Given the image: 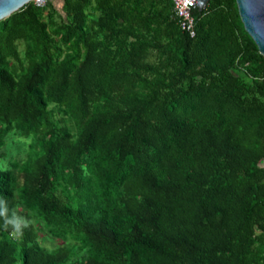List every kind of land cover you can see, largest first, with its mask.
<instances>
[{"label":"trees","instance_id":"obj_1","mask_svg":"<svg viewBox=\"0 0 264 264\" xmlns=\"http://www.w3.org/2000/svg\"><path fill=\"white\" fill-rule=\"evenodd\" d=\"M58 1L0 21V197L31 221L0 264H264V57L234 0L192 37L169 0Z\"/></svg>","mask_w":264,"mask_h":264},{"label":"water","instance_id":"obj_2","mask_svg":"<svg viewBox=\"0 0 264 264\" xmlns=\"http://www.w3.org/2000/svg\"><path fill=\"white\" fill-rule=\"evenodd\" d=\"M32 0H0V21ZM197 12L201 11L208 0H192ZM237 13L244 31L255 44L259 54L264 57V0H234ZM264 165V161L261 162Z\"/></svg>","mask_w":264,"mask_h":264},{"label":"built area","instance_id":"obj_3","mask_svg":"<svg viewBox=\"0 0 264 264\" xmlns=\"http://www.w3.org/2000/svg\"><path fill=\"white\" fill-rule=\"evenodd\" d=\"M172 6V13L176 18L179 29L189 37L194 36L195 21L193 12L197 10L196 4L192 0H169ZM36 7H42L45 0H32Z\"/></svg>","mask_w":264,"mask_h":264},{"label":"clouds","instance_id":"obj_4","mask_svg":"<svg viewBox=\"0 0 264 264\" xmlns=\"http://www.w3.org/2000/svg\"><path fill=\"white\" fill-rule=\"evenodd\" d=\"M30 225L29 218L15 212L9 214L8 202L0 197V230H11L14 235L23 237L25 229H28Z\"/></svg>","mask_w":264,"mask_h":264},{"label":"rangeland","instance_id":"obj_5","mask_svg":"<svg viewBox=\"0 0 264 264\" xmlns=\"http://www.w3.org/2000/svg\"><path fill=\"white\" fill-rule=\"evenodd\" d=\"M56 7H58V5ZM49 107H52V106L50 105ZM4 148H5L6 152H9L10 154H13L17 151H21V153H22L24 150V142H23V144H22V142L18 143V144L6 143L5 146L1 150H3ZM4 162H5V160H0V164H3Z\"/></svg>","mask_w":264,"mask_h":264},{"label":"crops","instance_id":"obj_6","mask_svg":"<svg viewBox=\"0 0 264 264\" xmlns=\"http://www.w3.org/2000/svg\"><path fill=\"white\" fill-rule=\"evenodd\" d=\"M58 0H54V3H55V6H57L58 5Z\"/></svg>","mask_w":264,"mask_h":264}]
</instances>
